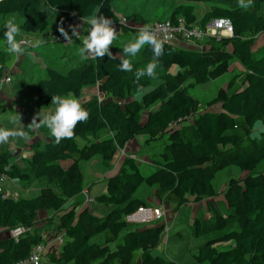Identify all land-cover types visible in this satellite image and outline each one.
Segmentation results:
<instances>
[{"label":"trees","instance_id":"1","mask_svg":"<svg viewBox=\"0 0 264 264\" xmlns=\"http://www.w3.org/2000/svg\"><path fill=\"white\" fill-rule=\"evenodd\" d=\"M115 1L4 0L0 2V21L15 14L22 19L21 32L30 35L46 31L51 18L58 24L78 19L88 34L89 18L103 15L113 23L120 20L113 9ZM179 1L167 20L176 22L181 17L187 25H194L196 7L213 4L200 25L228 18L233 35L208 40L205 51L165 43L158 64L159 81H139L153 89L149 94H138L136 78L119 71L120 58H128L123 45L111 46L116 59L107 55L87 59L65 73L45 67L47 77L34 88L37 100L49 104L57 94L78 99L91 86L98 87L99 95L83 104L89 119L78 123L72 139L56 144L51 135L43 144L34 142L31 155L20 164L11 162L12 150L0 151V173L9 179L18 184L49 181L33 198L0 197V264L27 259L38 245L46 248L41 264H177L154 254L163 239L161 222L141 229H130L125 222L127 215L146 206L136 193L142 185L158 187L163 205L200 204L216 196L215 176L229 167H236L245 177L229 181L224 191L225 216L207 203L214 236L192 258L197 264H264V169H258L264 164V134L259 138L252 135L256 125L264 122V53L257 56L252 51L254 36L264 35V0H251L250 4L245 0L247 7H241L239 0ZM125 19L123 34L136 36L138 27L148 23L138 14ZM5 24L0 22V81L14 60L6 48ZM142 53L153 59L149 45H144ZM233 61L244 68L242 86L234 88L230 82L227 88L218 89L199 112L201 102L190 90L223 78ZM173 67L177 68L174 74ZM183 121H189L188 125L182 126ZM102 132L106 134L100 137ZM139 136L146 139L145 145L166 140L150 172L143 173L127 152L105 180V191L93 199L94 204L111 207L107 213L97 214L90 206L77 212L80 204L69 205L83 195L84 164L98 159L100 167L109 168L119 151L126 152ZM44 212L56 221L50 238L36 228L38 216ZM19 227H32L33 232L14 240L9 233ZM191 228L196 239L205 236L201 217L193 219ZM99 236L102 243L92 242Z\"/></svg>","mask_w":264,"mask_h":264},{"label":"rangeland","instance_id":"2","mask_svg":"<svg viewBox=\"0 0 264 264\" xmlns=\"http://www.w3.org/2000/svg\"><path fill=\"white\" fill-rule=\"evenodd\" d=\"M179 3H180L179 0H117L113 2V9L118 14L125 13L127 15H130L132 12H134L133 10L135 9L137 13L140 14L141 17L144 16L147 19H150V22H155V21L167 20L165 18L168 17L167 15L171 11V9L176 7ZM212 6L213 4L197 6L196 14L200 17L202 14L204 15L209 9H211ZM162 11H163V16L157 17L156 15L160 14ZM261 14L264 16V5L262 7ZM15 16H16L15 17L16 22L17 20L22 21V19L19 16L17 15ZM119 17L122 18L124 16L121 17V15H119ZM52 20L53 18H51L50 21ZM248 36L251 37L252 35H248ZM119 38H116V40L114 41L113 43L114 46H117V44L121 42V44L124 47V45L129 42V40L128 41H122V39L119 40ZM254 38H256V45L254 46L253 49H254V53L258 56L264 53V35L260 34L254 36ZM142 49L143 47L135 56H128V59H130L133 64V71L130 72L131 79H135V71L137 69L146 68L147 64L151 62L150 58L142 53ZM16 56L17 55H15V57ZM32 57L35 58L33 54L27 56L26 52H24L23 55L17 56L16 60L29 63L28 58L31 59ZM62 60H63L62 58L58 59L59 61L58 62L57 59L55 58L54 62H49V60L44 59L43 63L60 67L59 71L65 73L68 70V68H63V67L61 68V62H63ZM171 70L172 72H174L175 68ZM243 72H244V68L240 64L233 62L231 63L229 72L223 78L209 82L203 86H195L193 88V91L190 90L191 94L201 102V106L199 107V112L203 111L206 108L205 104L215 97L216 91L218 89L227 88L230 82H232V87L234 88H239L240 86H242L243 78L241 77V74ZM30 76H32L30 72L28 73V75H22V76L15 74L14 81L16 79L19 82V85H16L15 88L19 90L21 85L22 86L27 84L29 85V80H31ZM33 77H35V79L37 77L36 80L39 79V75L38 76L33 75ZM141 78H145V79L149 78L152 84L154 83L156 84V82L159 81L160 79V70L158 69V67L156 68L155 77H148L147 75H145L144 77ZM234 78L235 80H233ZM34 87H35V83H34ZM31 91L32 88H30V86L29 87L27 86V88L23 86V92L26 93L30 92L29 96L28 94H26L25 96L27 100L32 99ZM93 95H99L97 86H94L87 90L83 89L80 98H78V100L81 102V106H83V104L86 101H88ZM17 97H21V96H17ZM26 98H24L23 100H26ZM28 110H33V109L29 108ZM35 110L43 111L44 110L43 104L40 105L39 107H36ZM10 112L11 111L8 104L2 102L0 104V116L5 119L9 117ZM14 113L17 115L16 111H14ZM105 134L106 132L100 133V137H103ZM263 134H264V122L257 124L252 132L253 137H257V138H259ZM138 140H139L138 142L141 141L140 143L142 144L146 142L145 138L142 139L140 138ZM165 143L166 140L162 138L158 142H153L149 145H146V147L144 146L142 151L131 153L130 157L136 159L137 163L139 164L140 170L143 173H148L152 170L153 161L158 159V155L163 150V146L165 145ZM13 152H14V157L11 162L19 163V164L22 163L25 158H28L30 155L29 153H31V151L25 152L14 149ZM125 155L126 152L124 150L119 151L114 162L107 169L100 167V163L98 159H94L91 162L84 164L86 178H85L83 191L86 192L87 196H89V194L90 196L92 195L97 196L98 194H100V191L103 189V183L107 179V176L113 173L117 169L119 163L122 161ZM258 169L259 170L264 169V164L260 165ZM244 177L245 174L241 173L236 167H229L216 174L215 179L213 181V186L216 196L211 199V203H210L211 206L215 207L222 215L225 216L227 214L228 208L224 201V191L231 179L242 180ZM48 184L49 181L47 180L32 181L26 184L17 183L13 186L14 188L13 191L15 192V194H17V198L20 197L33 198L38 195V194L36 195L34 194L36 191H38V189H40V187ZM158 193H159L158 187H146L142 185L135 195L136 198L142 199L145 202L146 206H160L163 208L164 218L162 219L161 223L164 225L165 228H168V235L163 236L162 242L159 248L154 251V254L161 255L166 259L173 260L177 262V264H197L192 258L193 253H195V251L201 245H203L208 239L214 236V234L211 233L209 227L210 222L212 221L213 218L211 209L207 206L206 202H202L200 204L188 203L181 207L175 205L166 206L159 201ZM83 201L84 203H82ZM79 204L81 205V207H84V205H88V203L85 202L84 195L78 197V200L76 201L74 200L69 203V205H74V206ZM90 208L97 214H102V215L107 213L111 209V207L102 208L100 207V205L94 203L91 204ZM77 209L78 207L76 208V210ZM199 217H201L205 221V236L196 239L192 233L191 223L193 219ZM53 220L54 219L52 218V214L50 213L40 214V218L36 222V228L42 234V236H44V238H50L51 236L54 235V231H53L54 226L52 224L56 221ZM132 228L141 229L144 227L131 226L130 229ZM92 242L102 243L103 240L101 236H99L94 238Z\"/></svg>","mask_w":264,"mask_h":264},{"label":"clouds","instance_id":"3","mask_svg":"<svg viewBox=\"0 0 264 264\" xmlns=\"http://www.w3.org/2000/svg\"><path fill=\"white\" fill-rule=\"evenodd\" d=\"M239 3L241 7L248 6L245 4V0H239ZM250 3L251 0H249ZM87 23L90 25L88 34L84 37L78 54L84 59H103L106 55L110 59H116L117 54L114 56L110 51L118 35L116 29L113 27V20L103 15H96L89 18ZM69 27L71 28V36L63 27L59 29L67 42H70L73 37L79 36V32L77 31L78 25H70ZM160 31L162 30L153 29L150 25L144 24L139 27L135 39L126 43L122 49L125 56H135L144 45H149L152 50L153 59L151 62L147 64L146 68H140L135 71L137 81L136 91L138 94L146 95L153 91L150 87L139 84V81L145 75L148 77H155L156 75V68L158 67L160 58L165 53L164 45L170 39V36L167 34L159 35ZM20 34L21 27L14 20H8L5 24L3 35L6 40L7 51L10 54L17 56L24 54L26 42L23 39H17ZM28 43L32 47H39L42 42L34 40ZM119 71L132 72L133 64L131 60L121 57ZM51 104L56 106L53 113H41V111L35 113L27 127L21 124L20 127L11 130L0 128V144L6 143L10 137H21L27 140L31 131L40 129L41 127L49 129L51 135L55 138V143L59 144L64 139H72L78 123H86L89 119V111L83 108L81 102L76 98L59 94L52 95ZM11 119L14 124L17 120L21 121L20 114L18 113Z\"/></svg>","mask_w":264,"mask_h":264},{"label":"crops","instance_id":"4","mask_svg":"<svg viewBox=\"0 0 264 264\" xmlns=\"http://www.w3.org/2000/svg\"><path fill=\"white\" fill-rule=\"evenodd\" d=\"M173 9H171L169 14L167 15L168 17L165 19H169V18L171 19V14L173 13ZM133 11L134 12H132L130 15H132V14L140 15L139 13H137V11L135 9ZM163 11L160 14H157L156 16L162 17ZM116 15L117 16L121 15V17L122 16H124V17L130 16V15H127L125 13H121V14L116 13ZM203 16H204L203 14L200 17L197 15V21H196V23H194V26L202 27L200 25V21L202 20ZM15 17H16L15 14L7 15V16L1 18L0 22L6 23L10 19L15 21ZM142 18L147 20L148 23H150V19H147L144 16ZM177 19H182V18L178 17ZM16 23L20 26L21 21L17 20ZM70 25H72V26L78 25L79 26L77 28V31L79 32V36L73 37L70 42H67L64 39V37L61 35L59 29L61 27H63L71 36V28L69 27ZM85 31H83L82 21H80L78 19H75L73 22H70V23L58 24V23H56V20H54V18H53V20L50 21V24H49L47 30L42 32V33H34V34L27 35V34L21 32L20 36H18V40L23 39L26 42L24 45V52H26L27 56H30L33 54L35 58H33V57L31 59L28 58L29 63H26L24 61L23 62L17 61L16 60L17 56L15 57V54H13L14 60L11 63V65L8 66V68H6V70L4 72V77L6 75H9L11 77V82L9 84L0 85V104L2 102L7 103L8 106L10 107L11 112L9 113V117H7L5 119L0 116V128L11 130L13 128L20 127L21 124L24 125L25 127H27V125L31 122L33 115L35 113L39 112V111H36L35 108L39 107L42 104L44 106L45 111L43 110V111H41V113H53L54 112L55 107H56L55 105H53L51 103L46 104L45 102L37 100L33 96L34 95V88H35L34 83L36 85V83L39 80H42V79L47 77L45 67H48V68L54 69L58 72H61V71H59L60 67L44 64L43 63L44 59L49 60V62H54L55 58L57 59V61H58V59L62 58L63 62H61V68L63 67V68H68V69L70 67L80 65L84 60H87V59L82 58L78 54L79 48L82 46V41H83L84 37L87 35L85 33ZM62 38H63V40H62ZM120 39H122V41H128V40L133 41L135 39V36H132V34H126L125 33L119 38V40ZM34 40H39L42 42L39 47L30 46V44L28 42H31ZM216 41H218V40H216ZM117 45L120 46L122 44H121V42H119ZM255 45H256V41L252 47L253 52H254L253 48ZM184 47L185 48H182V49L192 50V51H205L207 48L205 42L198 43L196 48H193V47L187 48L186 46H184ZM36 57H38V58H36ZM88 59H92V58H88ZM233 62L239 64L236 61H233ZM173 68H175V71L174 72L171 71L172 74H174L177 70L176 67H173ZM229 69H230V67H229ZM29 72L32 74V76H30L31 80H29V85L27 83H25L27 85H23V86H25V88H27V86L28 87L30 86V88H32V91H31L32 99L31 100H27V98L25 97L26 94H28V96H29L30 92L29 93L23 92V86L22 85L20 86L19 90L16 89L15 87H16V85H19V82L16 79L14 81L15 74L22 76V75H28ZM228 72H229V70H228ZM33 75H37V76L39 75V79L36 80L37 77L35 79V77H33ZM92 87H94V86L86 87V88H84V90L90 89ZM97 89H98V87H97ZM17 96H21V97H17ZM24 98H26V100H23ZM72 98H74V97H72ZM29 108H32L33 110H28ZM14 111H16L17 114L19 113L20 117H21V121L17 120L15 122V124L12 122V119H11L13 116L16 115L14 113ZM187 122H189V121H183L182 126L188 125ZM50 136H51V133H50L49 129H47L46 127H41L40 129L31 131V134L29 135V139H27V140L24 138H21V137H10L6 143L0 144V151H2V150H12L13 151V149H14V150H21V151L29 152V151H31L30 145L32 143L39 142L40 144H43L44 140L49 139ZM140 138L142 139L143 137H136L133 141H131L129 143L128 148L126 149V153L127 152L133 153V152L142 151L144 146L146 147L145 142L143 144L140 143L141 141L138 142L139 141L138 139H140ZM29 154L31 155V153H29ZM15 184H17V182L11 180V181H8L6 183L5 187H7L11 190H14L13 186ZM39 190L40 189H38V191H36L34 195L38 194ZM104 191H105V181L103 183V189L100 191V194L103 193ZM100 194H98V195H100ZM83 195L85 198V202L87 201L88 205L91 206L90 204L94 203L93 199L96 196H94V195L90 196V194H89V196H87L85 191H83ZM86 197L88 198V200H86ZM76 200H78V197L75 199V201ZM208 202L211 203V199L206 201V203H208ZM88 205H84V207H87ZM84 207H81V205H80L77 210L80 211ZM100 207L104 208L107 206H100ZM40 214H42V213H40ZM40 214L38 216V219L40 218ZM9 235H10V233H9Z\"/></svg>","mask_w":264,"mask_h":264},{"label":"built area","instance_id":"5","mask_svg":"<svg viewBox=\"0 0 264 264\" xmlns=\"http://www.w3.org/2000/svg\"><path fill=\"white\" fill-rule=\"evenodd\" d=\"M4 1V0H0ZM126 24L125 17L120 18L119 21L113 23V27L116 29L119 38L123 35V26ZM153 29L162 30L158 34H167L170 39L166 42L177 46L179 48H196L198 43L207 42L210 39L220 40L222 38H228L233 35V25L228 18H216L210 20L203 27L187 25L185 20L177 19L176 22H171L170 20L155 21L147 23ZM142 26V25H140ZM139 26V27H140ZM138 27V29H139ZM138 32V30H137ZM135 36V35H132ZM136 37V36H135ZM11 82V77L6 75L0 81V85L9 84ZM174 127V125H173ZM11 181L5 174L0 173V197L2 198H17V194L7 187L6 183ZM85 194V193H84ZM86 200L88 198L86 197ZM87 202V201H86ZM164 218L163 208L160 206H143L140 207L136 212L129 214L125 217V222L129 226H151L156 222L162 221ZM33 228L19 227L10 231V237L17 240L19 237L32 233ZM168 235V228L164 227L163 236ZM58 239V238H57ZM63 243L62 239H59V245ZM44 245L36 246L30 253L27 259L21 260L15 264H41L43 260V255L45 252Z\"/></svg>","mask_w":264,"mask_h":264}]
</instances>
